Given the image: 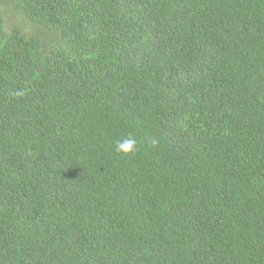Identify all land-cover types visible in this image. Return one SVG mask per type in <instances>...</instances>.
<instances>
[{
  "label": "trees",
  "instance_id": "1",
  "mask_svg": "<svg viewBox=\"0 0 264 264\" xmlns=\"http://www.w3.org/2000/svg\"><path fill=\"white\" fill-rule=\"evenodd\" d=\"M0 264H264V0H0Z\"/></svg>",
  "mask_w": 264,
  "mask_h": 264
},
{
  "label": "clouds",
  "instance_id": "2",
  "mask_svg": "<svg viewBox=\"0 0 264 264\" xmlns=\"http://www.w3.org/2000/svg\"><path fill=\"white\" fill-rule=\"evenodd\" d=\"M155 143V141H153ZM118 152L124 154L134 153L137 150V140L133 136H128L116 144Z\"/></svg>",
  "mask_w": 264,
  "mask_h": 264
}]
</instances>
